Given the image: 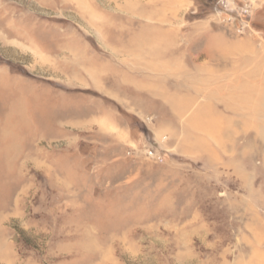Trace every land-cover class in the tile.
Segmentation results:
<instances>
[{
	"label": "rangeland",
	"instance_id": "obj_1",
	"mask_svg": "<svg viewBox=\"0 0 264 264\" xmlns=\"http://www.w3.org/2000/svg\"><path fill=\"white\" fill-rule=\"evenodd\" d=\"M221 1L0 0V264H264V2ZM111 24L179 46L181 114L95 90Z\"/></svg>",
	"mask_w": 264,
	"mask_h": 264
},
{
	"label": "crops",
	"instance_id": "obj_2",
	"mask_svg": "<svg viewBox=\"0 0 264 264\" xmlns=\"http://www.w3.org/2000/svg\"><path fill=\"white\" fill-rule=\"evenodd\" d=\"M161 17L166 23V14ZM102 29L103 27L100 28L99 36L103 51L100 50L102 53H99V62L95 61L94 70L83 64L84 70H90L94 74L95 90L124 106L134 116L147 115L154 103H158L163 109H169L170 113L181 114L182 78L181 71L175 69L181 67V64L166 58V53L180 50L179 46L174 43H160L161 38L155 44L146 30L137 34V39L119 44L112 24L111 27ZM156 30L159 32L158 36L162 34V41H166L165 37L170 31L164 28ZM166 76L172 78L169 87L166 86ZM119 78L123 80H118ZM150 79L155 81L150 82ZM129 90L135 93L131 94Z\"/></svg>",
	"mask_w": 264,
	"mask_h": 264
},
{
	"label": "built area",
	"instance_id": "obj_3",
	"mask_svg": "<svg viewBox=\"0 0 264 264\" xmlns=\"http://www.w3.org/2000/svg\"><path fill=\"white\" fill-rule=\"evenodd\" d=\"M224 8H228V5H229V1L228 0H225L223 2V0L221 1ZM242 2L244 3V6L242 7V9L240 10V12H237V17L236 18H240L243 22H244V25L247 26V27H250L251 26V22H245L244 21V18L245 17H249V18H252L255 11L257 10V7L258 5L261 3V2H264V0H242ZM230 19H233L232 17ZM227 21V20H225ZM244 26V28H245ZM246 27V28H247ZM161 156H157L156 159L158 160H161Z\"/></svg>",
	"mask_w": 264,
	"mask_h": 264
}]
</instances>
